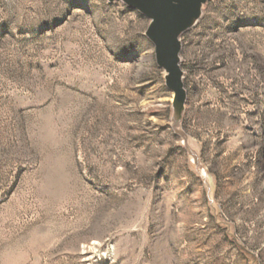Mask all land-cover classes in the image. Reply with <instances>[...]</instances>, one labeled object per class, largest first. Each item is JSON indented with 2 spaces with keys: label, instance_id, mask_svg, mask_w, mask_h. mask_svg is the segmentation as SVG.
Here are the masks:
<instances>
[{
  "label": "rangeland",
  "instance_id": "1",
  "mask_svg": "<svg viewBox=\"0 0 264 264\" xmlns=\"http://www.w3.org/2000/svg\"><path fill=\"white\" fill-rule=\"evenodd\" d=\"M147 24L0 0V264H264V0L182 37L178 131Z\"/></svg>",
  "mask_w": 264,
  "mask_h": 264
},
{
  "label": "water",
  "instance_id": "2",
  "mask_svg": "<svg viewBox=\"0 0 264 264\" xmlns=\"http://www.w3.org/2000/svg\"><path fill=\"white\" fill-rule=\"evenodd\" d=\"M122 3L147 21L143 33L153 47L155 66L161 70L163 85L171 93V127H182L186 91L183 84L180 53L182 37L195 28L203 17L204 8L216 0H105Z\"/></svg>",
  "mask_w": 264,
  "mask_h": 264
}]
</instances>
